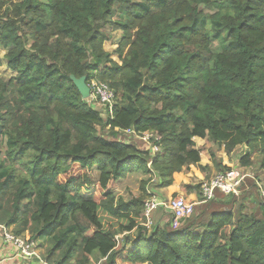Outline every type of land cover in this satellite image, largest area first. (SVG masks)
I'll use <instances>...</instances> for the list:
<instances>
[{
	"label": "trees",
	"instance_id": "obj_1",
	"mask_svg": "<svg viewBox=\"0 0 264 264\" xmlns=\"http://www.w3.org/2000/svg\"><path fill=\"white\" fill-rule=\"evenodd\" d=\"M14 1L0 14L14 74L0 77V226L45 241L46 264H264V221L253 215L222 210L171 230L163 213L148 232L146 182L131 201L112 194L136 172L171 186L200 161L193 138L226 155L245 145L240 166L260 155L264 171V0ZM113 33L110 54L103 45ZM70 76L107 84L111 115L83 100ZM115 130L152 133L158 152ZM181 189L200 195L199 185Z\"/></svg>",
	"mask_w": 264,
	"mask_h": 264
},
{
	"label": "built area",
	"instance_id": "obj_2",
	"mask_svg": "<svg viewBox=\"0 0 264 264\" xmlns=\"http://www.w3.org/2000/svg\"><path fill=\"white\" fill-rule=\"evenodd\" d=\"M90 89L89 103L98 105L105 109L111 115L113 106L116 101L113 90L105 83L91 80L88 85ZM119 131V130H116ZM126 135H132L136 138L144 136L148 138L149 133L137 134L134 131H119ZM153 137V136H152ZM154 140L157 142V138ZM153 152L157 150L156 146H151ZM157 152V151H156ZM150 166V163L148 164ZM249 177L244 173L242 168L229 167L225 171L217 172L211 179L200 185V201L198 204H208L215 200L216 193L223 196L234 195L242 186L244 180ZM258 197L264 204V183H256ZM195 201L186 200L182 197L168 198L167 200L149 194L144 202L143 207V226L149 229L153 226L154 215L161 209L163 213L169 216V226L172 230H177L181 226V222L191 218L194 214ZM3 241L13 245L17 249L18 257L22 260L35 259L40 264H46L38 254V246L35 240L24 236H16L10 228L0 226Z\"/></svg>",
	"mask_w": 264,
	"mask_h": 264
},
{
	"label": "rangeland",
	"instance_id": "obj_3",
	"mask_svg": "<svg viewBox=\"0 0 264 264\" xmlns=\"http://www.w3.org/2000/svg\"><path fill=\"white\" fill-rule=\"evenodd\" d=\"M14 2H15L14 0H0V14H2L7 9V7H9L10 4L14 3ZM1 3H3V6H1ZM118 39H119V34L113 33L111 40L106 42L103 45L104 51L112 54L114 52L115 48L117 47ZM212 51L213 52L219 51V48H218L216 43H212ZM6 53H7V49H3L0 47V77L4 78V79H8V78L14 76V74L6 66V60H5ZM112 58L114 60L117 59L115 57V55L112 56ZM93 80H96V79H93ZM87 101H89V99ZM92 107L97 109L99 112H101L102 117L104 119H106V116H105L106 110L105 109H103L102 107H100L96 104L92 105ZM97 131L99 132V134L101 136L107 137V136L111 135V132L109 131V127H103L100 129H99V127H97ZM116 132H117V135L119 137H121L124 140L129 141L130 143L136 145L139 149H141L143 151H145V150L149 151L151 157H153V154L156 153V151L158 152L159 147H157V146H156L157 150L155 152H153V150L151 149V146H154L156 143V141L154 140L155 136L152 133H149L150 136L148 138H146L144 136H140V138H136L134 136L133 137L128 136V135L121 133L119 131H116ZM196 141H197L196 143H198V145H202L201 140L196 139ZM242 146H245V145H242ZM3 148L4 147L0 146L1 150H3ZM209 149H207L208 150L207 154H209V152H210ZM204 152H205V150H204ZM241 153L242 152H235L232 156H229L230 163H231V161H233V165H235L237 158L240 159V157L243 155ZM219 155L220 154H218V156ZM222 161L224 162V160H222ZM225 164H226V162H225ZM244 173L247 174V170H245ZM89 177L93 182H95L97 180V177H98L97 171L94 169L91 172ZM245 180L242 184L243 187L242 186L240 187L241 192L237 195L238 197H236L237 202L234 204V207H233L234 214L237 216V215H240V212H243L245 214H249V215L251 214V215H255L256 217H260L261 210L264 208V206H263L264 204L261 203V201L258 197V194H257L256 186L253 184V182L250 181V183H249V182H245ZM144 182H146L145 189H144L146 191V194L147 195H149V194L155 195L156 189H157L156 188L157 179H156L155 175L154 174L145 175V174H142L141 172L132 173V174L128 175L125 179L119 180L115 184V186L113 187L112 194L114 195V198L116 200H121L123 202L131 201L132 199L137 198V197L142 195L141 185ZM81 195L83 197L87 198L91 195V192H88V193L81 192ZM156 195H157V197H159L160 199H163V200H167L168 198H175V197H182V198L186 199V196H184V195L178 196L177 194L176 195L172 194L169 196H165L163 194L162 195L156 194ZM217 195L220 196L219 193H216V197H217ZM229 196H231V195H229ZM233 196H235V195H233ZM224 197L226 198L228 196L222 195L218 198V200L223 201ZM230 200H231V197H230ZM260 207H262V208H260ZM239 208H240V210H239ZM202 211H203V209L201 208V206H195L193 216L187 220L182 221L180 227L183 228V227H186L187 225H193V227L198 226L203 221V219H201V217L199 218V216H201ZM161 214L163 215V212L161 209H159L155 214V220L153 221V226L150 227L149 229L145 228L148 232L151 231V229L154 227L155 223L158 224V222H161L162 220L164 222L167 220L166 218H163L162 216H161L162 217L161 218L160 217ZM262 217H264V216H262ZM105 220L108 222H112V221L108 220L106 217H105ZM162 223H159V225L162 226L163 225ZM136 233H137V231H133V232H130L128 234L118 236L117 241H118L119 246H122V244L124 243L123 242L124 237H128L129 240H132L136 236ZM35 242L37 243V245L43 246L42 248L41 247L40 248L43 250L44 255L40 256L41 252L39 253V250H38V254H39L40 258L44 261V256H45V248L44 247H46V242L45 241L40 242V241H36V240H35ZM99 264H105V260L101 261Z\"/></svg>",
	"mask_w": 264,
	"mask_h": 264
},
{
	"label": "crops",
	"instance_id": "obj_4",
	"mask_svg": "<svg viewBox=\"0 0 264 264\" xmlns=\"http://www.w3.org/2000/svg\"><path fill=\"white\" fill-rule=\"evenodd\" d=\"M128 136H132V135H128ZM196 139L201 140L202 145H198V143H196L197 142ZM193 142L196 148L200 150V161L198 165L189 166L187 169L183 170L182 172L173 174V183L169 187L158 188L156 184L157 189H156L155 195L163 194L165 196H169L172 194L173 195L177 194L178 196H183V195L186 196L187 200L195 201L197 203V206H201V208L203 209V213H204L202 216V219H203L202 222L206 223L209 220L210 214L214 212H219L222 210H229V209L232 210V212H234L233 207H234V204L237 202L236 197H238L237 195L241 192V189H240L237 191V193L234 194L235 196L231 195L226 198L224 197L223 201L218 200V198L222 195L221 194L220 196L217 195V197L215 198L213 202L203 205V204H198V202L200 201V196L196 192L184 191L183 189H181L182 185L191 186V187H194L196 185L200 186L202 183H204L205 181H208L217 173V170L213 167V165L210 162V157H209V154H207V151H208L207 149L210 148L209 151H213L216 154V157L221 161V165L223 167L242 168L244 171L247 170V175L249 177L246 178L245 182L250 183V181H252L255 186H256V183H264V171L258 169V165L261 160L260 155L253 156V158L251 159L252 165L249 168L241 167L239 164V160H240L239 158H237L235 165H233V161H231L230 163L229 156H232L235 152H242L241 154L244 155L247 152L246 146H242V145H241L242 147L238 146L235 148V150L230 155H226L224 152L223 146H218L217 144L211 141H208L205 139L193 138ZM218 154L220 155L218 156ZM222 160H224V162ZM230 197H231V200H230ZM240 214H245V213L240 212ZM262 216H264V208L261 210L260 217H256V216L255 217L264 221V217ZM154 220H155V215H154ZM37 246H38L39 253L41 252L40 256H43L44 255L43 250L40 248V245H37ZM0 264H40V263L35 259L26 260V261L20 259L18 257L17 249L13 245L5 243L3 241L2 234L0 232Z\"/></svg>",
	"mask_w": 264,
	"mask_h": 264
},
{
	"label": "water",
	"instance_id": "obj_5",
	"mask_svg": "<svg viewBox=\"0 0 264 264\" xmlns=\"http://www.w3.org/2000/svg\"><path fill=\"white\" fill-rule=\"evenodd\" d=\"M70 80L79 92L81 98L83 100H88L90 96V89L89 86L86 84V77L83 76L80 78H75L74 76H70Z\"/></svg>",
	"mask_w": 264,
	"mask_h": 264
}]
</instances>
